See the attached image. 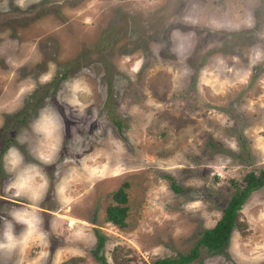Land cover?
<instances>
[{
  "label": "rangeland",
  "instance_id": "rangeland-1",
  "mask_svg": "<svg viewBox=\"0 0 264 264\" xmlns=\"http://www.w3.org/2000/svg\"><path fill=\"white\" fill-rule=\"evenodd\" d=\"M249 168L264 0H0V264H99L96 234L107 264L175 256ZM122 183L117 227L104 208ZM192 264H264V185Z\"/></svg>",
  "mask_w": 264,
  "mask_h": 264
},
{
  "label": "trees",
  "instance_id": "trees-1",
  "mask_svg": "<svg viewBox=\"0 0 264 264\" xmlns=\"http://www.w3.org/2000/svg\"><path fill=\"white\" fill-rule=\"evenodd\" d=\"M117 125V121H115ZM170 183L169 187L174 191H182L171 176H167ZM241 185H237L232 181L234 188L233 193L227 200L225 206L221 210L220 217L215 221L210 228H204L199 232L198 237L185 252H178L175 256L156 258L151 264H192L202 254L214 255L222 253L231 232L237 225V212L243 202L247 199L252 191H255L264 185V168L255 169L249 168L241 177ZM126 183H122L115 191L111 193V203L104 208L105 220L117 227L125 225V217L127 215L128 206ZM97 243L94 249L91 250L93 257L99 264H107L104 256L100 253V248L103 244V237L96 234Z\"/></svg>",
  "mask_w": 264,
  "mask_h": 264
}]
</instances>
